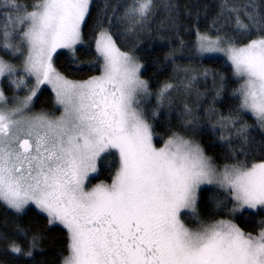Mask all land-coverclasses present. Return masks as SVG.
<instances>
[{
    "label": "snow or ice",
    "instance_id": "obj_1",
    "mask_svg": "<svg viewBox=\"0 0 264 264\" xmlns=\"http://www.w3.org/2000/svg\"><path fill=\"white\" fill-rule=\"evenodd\" d=\"M120 7L129 32H147L157 5L131 0ZM165 7L169 30L179 36L177 6ZM111 11L115 17L117 9ZM107 13L106 6L93 24L92 63L99 65V75L70 80L57 70L54 57L61 49L75 55L93 20L92 0H34L31 6L0 0V79L27 89L14 102L0 90V203L16 213L34 205L49 225H61L68 237L62 264H264V224L252 235L231 218L201 221L197 203L201 186L215 185L226 193L215 200L220 213L264 214V139L257 145L250 133L252 128L264 133V0H224L212 20L214 32L199 28L196 12L197 23L187 29L195 28L194 43L179 39L164 57L175 64L185 52L197 59L222 54L231 64L236 107L220 114L218 123L234 133L235 143L220 135L230 141L220 165L193 138L201 117L188 104L180 116L183 132L169 129L162 146L154 142L151 121L174 86L166 83L159 90L158 107L149 115L142 101L152 93L141 78L143 65L118 46ZM6 56L22 58V75ZM209 74L203 72L205 78ZM213 76L206 118L216 115L215 100L225 87L222 76ZM195 80L186 77L184 87ZM42 85L55 93L58 117L26 116ZM109 160L115 161L111 183L90 186L99 163ZM189 213L195 228L185 222ZM39 240L19 226L14 236L0 234L22 264H34Z\"/></svg>",
    "mask_w": 264,
    "mask_h": 264
},
{
    "label": "trees",
    "instance_id": "obj_2",
    "mask_svg": "<svg viewBox=\"0 0 264 264\" xmlns=\"http://www.w3.org/2000/svg\"><path fill=\"white\" fill-rule=\"evenodd\" d=\"M21 5L31 6L34 0H18ZM131 0H92V16L93 20L89 22V27L84 29L83 43L77 47L75 55L66 52H57L54 57L55 67L63 75L70 80H85L92 75H99V65L93 64L95 59V36L93 30L94 20L98 14H102L107 6L108 17L112 18L110 32L117 41L122 51H129L135 54L140 63L143 65L141 77L148 82L149 89L152 93L148 99L143 100L145 111L151 115L156 109V94L166 84L170 83L174 87L170 90L171 97L169 101H165L159 106V114L151 121L157 133L154 142L160 141L157 146H162V139L167 138L169 129L172 131L183 132L181 124V113L184 105L188 104L200 113L199 127L193 137L204 149L207 156L212 158L218 165L225 161V157L229 153L228 139L221 140L220 135L223 133L220 127L213 128L216 124V118L220 114L227 116L233 108L236 107L235 97L232 95L233 90L238 87L236 78L233 76L231 66L224 60L219 58H194L190 57L187 52L183 56H177L176 63L165 61L164 57L169 51L170 46H177L179 39L185 41V45H191L195 41V28L192 31L187 29L197 23L195 16L199 12L198 26L202 31H215L212 26V20L219 11V5L224 0H155L156 9L154 15L150 19L147 32L128 31V24L120 19L124 9L120 7ZM229 3L243 4L245 0H228ZM174 4L177 7L173 12H179V36L175 31L169 30L168 16L169 11L166 5ZM112 8L117 9V15L112 16ZM187 11L193 13L192 16L186 15ZM223 23V21H221ZM104 27L109 28L107 19H105ZM222 31H229L224 27ZM164 39H161V37ZM9 59L17 66L18 71L22 74V58ZM94 69V70H90ZM187 70V71H186ZM195 71L197 79L195 80L196 96L200 101L199 108L194 100H181L177 105H170L171 98L174 96V88L185 80L186 72ZM209 71V76L205 78L203 72ZM22 71V72H21ZM216 77H223L225 81L224 90L220 97L215 100L216 115L206 118L204 109L212 103L214 96L213 80ZM1 90L5 96L14 99L24 97L26 91H17L14 86L7 80L2 79ZM180 94V93H178ZM183 98V97H182ZM33 109L36 111H46L48 113H57L54 105V96L48 88H41L34 98ZM249 124L253 123L250 115L245 117ZM251 138L256 144L264 139V133L259 128L250 129ZM226 137H232V143H235L234 133L227 131L223 133ZM115 161H101L98 165L97 175L91 179V184L110 183L115 173ZM226 193L216 188H203L198 193V216L201 221H211L219 219H229L227 212L220 213L215 206L217 198L223 200ZM231 204H229V208ZM191 215L185 218V222L189 227L195 228L197 223L195 220L189 221ZM244 232L255 234L261 230L264 224V214L260 212L243 211L239 215L232 218ZM17 226L35 233L39 236L40 248L35 254L34 264H62L63 256L66 254L68 246V237L66 231L58 226L49 225L47 218L37 212L34 208L29 207L23 213H16L3 203H0V234H8L14 236ZM0 264H22V260L15 258L7 250L5 242L0 241Z\"/></svg>",
    "mask_w": 264,
    "mask_h": 264
},
{
    "label": "rangeland",
    "instance_id": "obj_3",
    "mask_svg": "<svg viewBox=\"0 0 264 264\" xmlns=\"http://www.w3.org/2000/svg\"><path fill=\"white\" fill-rule=\"evenodd\" d=\"M79 45H81V44H78L77 45V47L79 46ZM58 52H66V53H68V54H70V55H73V53H71V52H69L68 50H65V49H61V50H58ZM203 58H219V59H222V60H224V61H226L230 66H231V64L229 63V61L227 60V58L224 56V55H222V54H216V55H212V56H205V57H203ZM142 69H143V67H142ZM142 69H141V72H142ZM22 71H23V69H22ZM21 71V72H22ZM22 74H23V72H22ZM21 74V75H22ZM184 75H185V80H186V77H190V76H192V75H195L196 77H197V74H196V72L193 70V71H190V72H186V74L184 73ZM142 78V77H141ZM27 79V78H26ZM143 79V78H142ZM197 79V78H196ZM1 80L2 79H0V83H1ZM186 83V81H184L183 83H180L176 88H174V92L172 93V95H174L172 98H171V102H170V105H177V104H179L180 102H181V100L183 101V100H194V101H196V103H197V108H199L198 106H199V104H200V101H199V99L197 98V96H196V89H195V81L193 82V86L191 87V88H189V89H186L185 87H184V84ZM14 86V85H13ZM14 88L18 91H27V89H25V88H23V87H21L20 89H17L15 86H14ZM41 88H48L51 92H52V94H53V96H54V105H55V108H56V111H57V113H48V112H46V111H36V110H34L33 109V107H32V105H33V101H34V98L36 97H34L33 98V101H32V104L30 105V109H26L25 110V114H26V116L27 117H31V116H35V115H37V114H47V115H49V116H51V117H58L60 114H61V108H60V106L56 103V97H55V93L53 92V90H52V88L49 86V85H42L41 86ZM40 88V89H41ZM0 90H1V86H0ZM40 91V90H39ZM178 93H180V94H178ZM38 94V93H37ZM183 97V98H182ZM24 97H20V98H16V97H14V99H12V98H8L9 99V101L10 102H14L16 99H23ZM148 99V98H147ZM146 99V100H147ZM199 111H200V108H199ZM218 120H219V118H216V124H215V126L216 127H220V125H219V123H218ZM220 129H221V127H220ZM222 131H223V133H226L227 131H229L228 129H222ZM97 175V172L96 173H94V174H92L91 176H90V180L92 179V178H94L95 176ZM111 183V182H110ZM110 183H105V184H110ZM96 184H98V183H96ZM96 184H91L90 186H94V185H96ZM203 188H216V189H219V188H217L215 185H202L201 186V189H203ZM220 190H222V189H220ZM199 193V192H198ZM198 195V194H197ZM29 207H32V208H34L37 212H39L40 214H42L43 216H45L46 217V215L44 214V213H41L38 209H36V207L34 206V205H29L27 208H29ZM26 208V209H27ZM25 209V210H26ZM12 210V209H11ZM14 211V210H13ZM244 211H251V212H254V211H252V210H244ZM15 212V211H14ZM243 212V211H242ZM242 212H237V213H235L233 216H231V219L232 218H234L235 216H237V215H239L240 213H242ZM189 215H191V213H189ZM47 218V217H46ZM189 221H193V219H189ZM233 221V220H232ZM54 226H58V227H61V228H63L61 225H58V224H54ZM192 228V227H191ZM64 229V228H63ZM65 230V229H64ZM66 231V230H65ZM260 231V230H259ZM258 231V232H259ZM258 232L257 233H255V234H252V235H256V234H258Z\"/></svg>",
    "mask_w": 264,
    "mask_h": 264
}]
</instances>
